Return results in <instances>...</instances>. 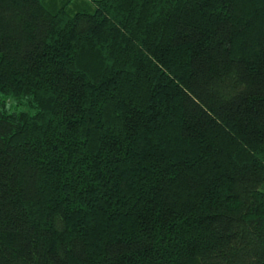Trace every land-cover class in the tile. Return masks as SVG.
Returning a JSON list of instances; mask_svg holds the SVG:
<instances>
[{"label":"trees","instance_id":"1","mask_svg":"<svg viewBox=\"0 0 264 264\" xmlns=\"http://www.w3.org/2000/svg\"><path fill=\"white\" fill-rule=\"evenodd\" d=\"M0 264H264V0H0Z\"/></svg>","mask_w":264,"mask_h":264},{"label":"rangeland","instance_id":"2","mask_svg":"<svg viewBox=\"0 0 264 264\" xmlns=\"http://www.w3.org/2000/svg\"><path fill=\"white\" fill-rule=\"evenodd\" d=\"M5 100V102H6V106L8 107V109L10 110H27V109H29L28 107H26L25 105H14L15 103H14V100L12 99V98H5L4 99Z\"/></svg>","mask_w":264,"mask_h":264}]
</instances>
